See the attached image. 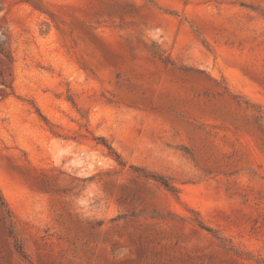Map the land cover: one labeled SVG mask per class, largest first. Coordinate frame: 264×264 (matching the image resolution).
Segmentation results:
<instances>
[{
	"label": "rangeland",
	"instance_id": "rangeland-1",
	"mask_svg": "<svg viewBox=\"0 0 264 264\" xmlns=\"http://www.w3.org/2000/svg\"><path fill=\"white\" fill-rule=\"evenodd\" d=\"M0 264H264V0H0Z\"/></svg>",
	"mask_w": 264,
	"mask_h": 264
},
{
	"label": "trees",
	"instance_id": "trees-1",
	"mask_svg": "<svg viewBox=\"0 0 264 264\" xmlns=\"http://www.w3.org/2000/svg\"><path fill=\"white\" fill-rule=\"evenodd\" d=\"M149 176H151L152 178H154L156 180H159L167 189L175 190L172 185H170L169 183L165 182L163 179H161V177H156L155 175H152V174H150Z\"/></svg>",
	"mask_w": 264,
	"mask_h": 264
}]
</instances>
